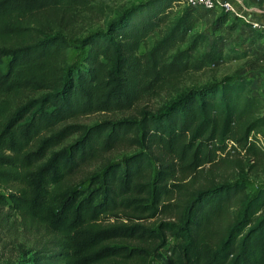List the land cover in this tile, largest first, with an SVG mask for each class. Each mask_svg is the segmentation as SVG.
<instances>
[{
    "label": "trees",
    "instance_id": "16d2710c",
    "mask_svg": "<svg viewBox=\"0 0 264 264\" xmlns=\"http://www.w3.org/2000/svg\"><path fill=\"white\" fill-rule=\"evenodd\" d=\"M93 1L0 0V186L12 187L1 200L29 226H43L52 234L64 264H130L137 250L113 241L145 235L159 238L163 246L165 235L136 225H103L101 219L117 208H140L154 216L179 190L172 182L177 174L195 172L228 147L259 155L252 136L260 134L264 114H253L261 103L250 93L251 80L231 77L188 89L157 113L143 111L140 119L84 126L73 142L54 149L79 128L64 125L53 131L63 121L128 110L181 74L224 59L216 29L230 13L221 9L211 31L190 33L200 10L186 6L149 48L139 51L175 0L140 2L105 30L77 40L33 26L40 14L66 13ZM250 28L256 40L263 37L264 28ZM180 43L187 46L169 54ZM207 45L208 50L191 54ZM75 46L78 61L65 65L64 51ZM27 92L36 96L25 98ZM130 132L135 133L131 141L144 149H160L153 179H140L143 164L150 165L152 157L141 150L122 163L110 162L78 186L68 184L81 164L97 159ZM246 187V180H234L196 191L177 221L160 222L162 231L179 240L170 249L174 258L162 264H264V183L241 202L224 237L205 248L204 222Z\"/></svg>",
    "mask_w": 264,
    "mask_h": 264
},
{
    "label": "rangeland",
    "instance_id": "374dc122",
    "mask_svg": "<svg viewBox=\"0 0 264 264\" xmlns=\"http://www.w3.org/2000/svg\"><path fill=\"white\" fill-rule=\"evenodd\" d=\"M144 1L147 0H95L86 8L77 7L66 11V13L59 12L57 15L51 12L43 13L42 16L40 14L33 26L39 27L43 33L61 32L68 39L77 40L88 32L105 30L107 24L121 12ZM237 1L229 0L236 11L235 6L240 4L243 13L264 14V0ZM234 2L236 3L234 4ZM185 8L186 5L182 0H175L166 11V15L161 16L159 25L146 36L139 51L149 48L163 34L170 21ZM237 12L239 13V11ZM219 14V8L213 12H199L200 17L189 29V32L211 31L214 28L213 21ZM242 15L239 17L230 13L228 21L216 29V33L220 37L219 45L223 49V60L216 61L202 70L181 74L155 93L146 95L128 110L90 113L63 121L53 131H57L64 125H75L79 128L63 139L61 144L54 149L62 148L73 142L81 134V128L84 126L89 127L101 121H116L122 118L140 119L143 111L157 113L188 89L224 81L231 77H244L251 80L250 93L258 96L261 103L258 104L259 108L253 114L255 116L264 114V35L260 40H256L255 35L251 32L252 24L246 22ZM253 28H264V23ZM186 46L187 43L177 44L169 54L172 55ZM208 49V45L201 46L191 54L197 55ZM64 54L65 65L78 61L80 56L76 46L67 48ZM236 55L241 57L234 59L233 56ZM26 94L25 98L36 96V93L33 92ZM259 133L256 134V137L252 136L253 142L261 149L259 155L247 154L241 149L228 147V151L217 157L212 163L202 165L195 172L177 174L176 180L172 182L180 185L179 190L175 189L172 198L164 202L166 207L159 206L160 211L154 216L140 208L138 210L117 208L108 213L107 217L101 219L103 225H136L165 235L163 246H161L162 242L159 244V238H147L145 235L113 241V244L137 250L135 251L137 254L131 257L130 264H162L166 257L173 259L174 254L170 249L179 240L174 239L168 232L162 231L159 228V223L177 221L182 215V209L196 191L234 180H246L247 187L226 200L220 214L204 222L202 232L206 241L205 248L217 244L224 237L241 202L247 196L254 194L258 186L264 183V126L260 128ZM134 136V132L128 133L124 140L117 142L113 148L105 151L97 159H91L81 164L67 179L68 184L78 186L91 174L101 172L110 162L122 163L126 156L141 150L150 151L152 157L150 165L143 164L140 179H153L159 164L157 153L160 152V149L155 147L156 145H151L150 149L147 147L144 149L142 145L131 141ZM169 160H173V158L169 157ZM174 164L179 166L176 161ZM11 190L10 186H0V264H64L58 257L59 248L53 241L52 234L46 228L29 226L27 220H24L17 211L2 204L1 196L5 198ZM137 196L144 197L142 194Z\"/></svg>",
    "mask_w": 264,
    "mask_h": 264
},
{
    "label": "built area",
    "instance_id": "2783aa9c",
    "mask_svg": "<svg viewBox=\"0 0 264 264\" xmlns=\"http://www.w3.org/2000/svg\"><path fill=\"white\" fill-rule=\"evenodd\" d=\"M186 6L194 7L200 10V12H213L216 9H221L229 13H233L238 16V12L234 9L233 5L227 0H182ZM253 27L259 26V24L251 22Z\"/></svg>",
    "mask_w": 264,
    "mask_h": 264
},
{
    "label": "crops",
    "instance_id": "0c3cea01",
    "mask_svg": "<svg viewBox=\"0 0 264 264\" xmlns=\"http://www.w3.org/2000/svg\"><path fill=\"white\" fill-rule=\"evenodd\" d=\"M229 1V0H227ZM236 2H238L237 0H234ZM234 2V4L236 3ZM237 11H239L238 13V16L240 17L242 14V18L245 19L246 22L248 23H251V22H254V23H259V24H262L264 23V14H258L257 12H255V14H247V13H243V9L240 8V4L239 6H235ZM241 13V15H240Z\"/></svg>",
    "mask_w": 264,
    "mask_h": 264
}]
</instances>
